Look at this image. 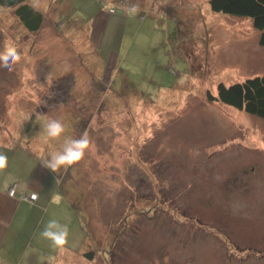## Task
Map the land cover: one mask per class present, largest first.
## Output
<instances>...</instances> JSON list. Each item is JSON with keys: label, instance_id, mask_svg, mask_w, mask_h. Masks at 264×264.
<instances>
[{"label": "rangeland", "instance_id": "1", "mask_svg": "<svg viewBox=\"0 0 264 264\" xmlns=\"http://www.w3.org/2000/svg\"><path fill=\"white\" fill-rule=\"evenodd\" d=\"M25 1L35 32L0 7V52L21 54L0 67V139L43 138L47 156L87 131L85 157L58 171L77 219L65 248L95 251L71 264H264V120L207 100L264 75L251 19L209 0Z\"/></svg>", "mask_w": 264, "mask_h": 264}, {"label": "crops", "instance_id": "2", "mask_svg": "<svg viewBox=\"0 0 264 264\" xmlns=\"http://www.w3.org/2000/svg\"><path fill=\"white\" fill-rule=\"evenodd\" d=\"M7 141L0 139L1 150L8 157L7 167L0 169V264H71L73 255L92 261L85 256L91 250H85L84 239L74 252L41 246L43 239L39 238V232L50 219L58 220L68 229L71 221L76 225L77 219L72 204L58 190L59 173L42 164L48 157L41 150L46 140L20 135ZM13 184L16 194L11 196L7 190ZM31 192L37 194L35 202L20 198Z\"/></svg>", "mask_w": 264, "mask_h": 264}, {"label": "trees", "instance_id": "3", "mask_svg": "<svg viewBox=\"0 0 264 264\" xmlns=\"http://www.w3.org/2000/svg\"><path fill=\"white\" fill-rule=\"evenodd\" d=\"M210 9L216 13L247 17L260 32L258 42L264 46V0H209ZM0 7L11 8L14 15L29 32L39 30L43 14L25 0H0ZM207 100L219 102L264 120V75L248 77L242 81L216 86V95L207 93ZM95 251L85 253L93 259Z\"/></svg>", "mask_w": 264, "mask_h": 264}, {"label": "clouds", "instance_id": "4", "mask_svg": "<svg viewBox=\"0 0 264 264\" xmlns=\"http://www.w3.org/2000/svg\"><path fill=\"white\" fill-rule=\"evenodd\" d=\"M109 10H114V5L109 3L106 5ZM126 11L129 15H135L139 11L138 4L127 6ZM21 54L12 44L5 45L0 52V67L8 71L20 61ZM62 107V106H61ZM36 119L43 121L42 133L50 141L59 140L65 133V125L58 119H50L48 115L35 113ZM91 140L87 131H84L79 138L64 136L63 143L60 148L51 151L48 157L43 160L42 164L45 168L57 173L61 169L66 173L70 167L79 163L89 149ZM8 157L5 153L0 152V169L7 167ZM37 195L33 194V199H37ZM69 229L67 225L61 224L56 219H50L43 229L39 232V238L49 242L50 247L56 251H64L68 243Z\"/></svg>", "mask_w": 264, "mask_h": 264}, {"label": "built area", "instance_id": "5", "mask_svg": "<svg viewBox=\"0 0 264 264\" xmlns=\"http://www.w3.org/2000/svg\"><path fill=\"white\" fill-rule=\"evenodd\" d=\"M110 11L111 12H115V10H110ZM7 192H8L9 195L14 196L16 194V184H13L12 186H10L8 188ZM33 194H36V193H34V192L26 193V194L20 195V198L33 203L36 200V199H33Z\"/></svg>", "mask_w": 264, "mask_h": 264}, {"label": "bare ground", "instance_id": "6", "mask_svg": "<svg viewBox=\"0 0 264 264\" xmlns=\"http://www.w3.org/2000/svg\"><path fill=\"white\" fill-rule=\"evenodd\" d=\"M19 196V195H18Z\"/></svg>", "mask_w": 264, "mask_h": 264}]
</instances>
